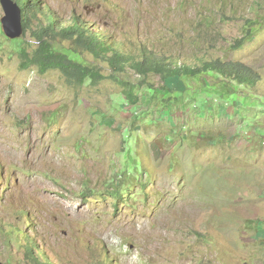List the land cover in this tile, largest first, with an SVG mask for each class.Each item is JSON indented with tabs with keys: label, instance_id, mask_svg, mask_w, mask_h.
<instances>
[{
	"label": "rangeland",
	"instance_id": "374dc122",
	"mask_svg": "<svg viewBox=\"0 0 264 264\" xmlns=\"http://www.w3.org/2000/svg\"><path fill=\"white\" fill-rule=\"evenodd\" d=\"M38 4L10 39L0 0V262L264 264V0ZM49 17L136 57L237 63L258 81L118 71L60 37L96 78L23 68Z\"/></svg>",
	"mask_w": 264,
	"mask_h": 264
},
{
	"label": "trees",
	"instance_id": "16d2710c",
	"mask_svg": "<svg viewBox=\"0 0 264 264\" xmlns=\"http://www.w3.org/2000/svg\"><path fill=\"white\" fill-rule=\"evenodd\" d=\"M22 11V24L24 33L32 29V16H36V9H39L38 0H13ZM47 19V18H46ZM47 24L39 26L38 30H34V35L39 42L38 46L29 53L28 48L21 49V58L23 60L22 67L28 68L35 66L44 74L49 70H60L66 76L76 78L83 81L84 76L96 78L99 75L95 71L83 64V61L78 57H72L70 54L61 51L53 44V40L60 37L61 39H72L77 42L85 51L93 52L95 56L104 60L110 65L115 66L118 71H124L126 67H131L141 75L146 76L148 73L156 72L163 77H173L175 75H192L198 76L208 71H216L225 78H230L238 84L254 86L258 81V77L252 71L241 64L237 63H219V62H205L202 67H192L190 65L179 66L172 62L164 61L161 58L146 56L144 52L141 55H133L132 52L128 54L119 46H112L104 44L101 33L90 37L86 36V29L78 31L80 25L78 21L72 24L64 25L56 22L52 17L47 19ZM251 30L247 31V36L251 34ZM78 34V35H76ZM92 35V34H91ZM115 45H117L115 43ZM124 45V44H122ZM111 50L112 55H108L107 51ZM141 56V57H140Z\"/></svg>",
	"mask_w": 264,
	"mask_h": 264
},
{
	"label": "water",
	"instance_id": "95a60500",
	"mask_svg": "<svg viewBox=\"0 0 264 264\" xmlns=\"http://www.w3.org/2000/svg\"><path fill=\"white\" fill-rule=\"evenodd\" d=\"M5 16L2 18L3 31L10 39H16L22 36V11L13 0H1ZM0 264H3L0 262Z\"/></svg>",
	"mask_w": 264,
	"mask_h": 264
}]
</instances>
